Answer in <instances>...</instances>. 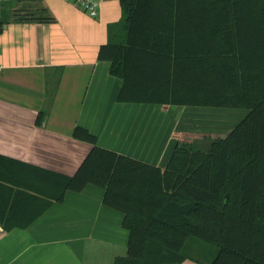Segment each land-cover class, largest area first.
Here are the masks:
<instances>
[{"label":"trees","instance_id":"16d2710c","mask_svg":"<svg viewBox=\"0 0 264 264\" xmlns=\"http://www.w3.org/2000/svg\"><path fill=\"white\" fill-rule=\"evenodd\" d=\"M120 2L123 20L98 55L123 79L118 101L249 113L230 132L183 131L164 168L102 147L78 125L73 137L92 149L74 175L34 167L52 183L31 187L46 200L33 218L92 183L129 230L115 264H264V0ZM7 165L30 166L0 155ZM7 188L1 224L26 226L9 221L19 201L17 191L10 205Z\"/></svg>","mask_w":264,"mask_h":264},{"label":"crops","instance_id":"0c3cea01","mask_svg":"<svg viewBox=\"0 0 264 264\" xmlns=\"http://www.w3.org/2000/svg\"><path fill=\"white\" fill-rule=\"evenodd\" d=\"M122 20L115 0H103L96 17L68 0H0V155L30 165L0 166L7 177L1 181L13 188L10 205L18 191L9 221L26 225L6 230L0 222V264H115L127 255L124 213L103 202L98 185L68 190L33 218L46 200L31 187L52 183L34 167L74 175L92 149L73 137L76 126L96 134L102 147L164 168L191 130L185 124L230 132L248 115L241 108L118 101L123 79L98 55L110 26ZM147 115L153 122H138ZM4 185L0 215L10 194Z\"/></svg>","mask_w":264,"mask_h":264},{"label":"built area","instance_id":"2783aa9c","mask_svg":"<svg viewBox=\"0 0 264 264\" xmlns=\"http://www.w3.org/2000/svg\"><path fill=\"white\" fill-rule=\"evenodd\" d=\"M76 5L80 6L86 13L96 17L99 14L100 6L103 0H68ZM4 67L0 65V73H2Z\"/></svg>","mask_w":264,"mask_h":264},{"label":"rangeland","instance_id":"374dc122","mask_svg":"<svg viewBox=\"0 0 264 264\" xmlns=\"http://www.w3.org/2000/svg\"><path fill=\"white\" fill-rule=\"evenodd\" d=\"M115 1H119V2H120V0H115ZM120 5H121V2H120ZM149 105H152V104H149ZM146 106H148V105H146ZM144 119H146V122H147V123H149L150 121L153 122L152 119H151V117L148 116V115H147V117L140 118L138 122L143 123V122H144ZM153 120L155 121V118H153ZM185 128L193 130L194 128H197V127L192 126V124H189V123H188V124H185ZM193 131H194V130H193ZM191 138H192V137H191ZM190 142H194V140H191ZM196 145H197V143H195V146H196ZM147 162H148V161H147Z\"/></svg>","mask_w":264,"mask_h":264}]
</instances>
